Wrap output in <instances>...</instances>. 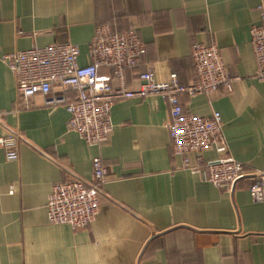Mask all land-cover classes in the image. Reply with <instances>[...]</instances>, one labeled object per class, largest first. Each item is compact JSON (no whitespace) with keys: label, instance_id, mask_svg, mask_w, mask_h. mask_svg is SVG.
<instances>
[{"label":"crops","instance_id":"crops-1","mask_svg":"<svg viewBox=\"0 0 264 264\" xmlns=\"http://www.w3.org/2000/svg\"><path fill=\"white\" fill-rule=\"evenodd\" d=\"M262 0H0V56L71 43L90 64L96 28L135 29L146 46L122 81L99 67V78L137 89L152 69L158 82L177 74L197 81L195 44H214L231 76V93L183 95L186 113H219L228 152L246 172H264V81L256 77L251 28L263 23ZM68 112L47 109L35 97L20 101L16 80L0 64V137L17 140L18 159L0 148V264H264V202L254 203L246 178L233 193L182 168L174 155L170 105L161 96L117 102L113 131L89 146L68 128ZM206 160L218 157L205 151ZM100 158L108 170L101 210L86 229L48 221L53 187L90 180ZM190 162L198 164L197 156ZM263 185V184H262Z\"/></svg>","mask_w":264,"mask_h":264},{"label":"built area","instance_id":"built-area-1","mask_svg":"<svg viewBox=\"0 0 264 264\" xmlns=\"http://www.w3.org/2000/svg\"><path fill=\"white\" fill-rule=\"evenodd\" d=\"M259 10L263 23L252 27L250 34L256 77L264 81V0ZM145 54L146 46L135 29L117 32L110 26H100L89 44L88 66L80 65V50L71 43L2 55L0 64L6 65L13 74L20 101L26 108L40 96L45 108L65 109L69 114L68 128L89 146H100L109 140L113 131L111 112L117 102L161 96L170 105L172 150L182 159V168L196 174L206 171L210 184L230 194L241 181L252 178L263 185L250 186L249 194L254 203H263L264 172H246L241 163L227 156L220 114L215 112L209 118L189 114L181 103L183 95L212 96L233 91L238 79L228 72L219 49L214 44L192 47L197 81L190 86L181 85L175 73L167 82H158L152 69L140 75L141 85L137 89L114 86L99 78V67L104 66L112 71L113 79L122 81L124 71L136 67ZM17 146L12 133L0 137V148L5 150L8 161L18 159ZM210 150L218 157L204 159L202 153ZM192 155L197 156V165L190 162ZM92 167L90 180L74 178L53 187L47 203L50 224L83 230L95 221L101 210L100 195L108 170L99 157L93 160Z\"/></svg>","mask_w":264,"mask_h":264}]
</instances>
